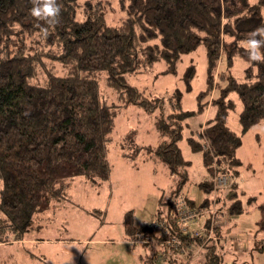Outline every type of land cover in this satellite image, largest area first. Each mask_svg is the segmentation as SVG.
I'll return each mask as SVG.
<instances>
[{
    "label": "trees",
    "instance_id": "1",
    "mask_svg": "<svg viewBox=\"0 0 264 264\" xmlns=\"http://www.w3.org/2000/svg\"><path fill=\"white\" fill-rule=\"evenodd\" d=\"M43 2L0 0V247L9 235L11 242L23 241L34 216L65 200L72 179L96 182L109 178L107 145L121 107L141 105L148 113L158 111L154 121L160 139L157 146H138L133 140L135 132L130 131L120 147L129 160L144 153L162 161L177 178L173 197L186 198L181 190L191 165L178 145L183 130L187 120L205 111L208 103L211 115L202 142L192 134L187 144L191 152L201 153L204 165L212 166L217 158L224 170L236 175L242 136L264 122V58L251 59L247 44L253 33L255 39H264L260 32L264 0L253 4L249 0H124L126 17L116 26L105 23L106 7L101 1L55 0L60 12L53 23L32 14L33 7ZM34 39L35 47L31 45ZM200 45L205 48L206 82L197 95L196 111L183 110L181 94L176 91L165 114L163 98H146L123 84L124 75L151 68L160 60L167 64L166 73H174L181 57ZM260 52L264 57V45ZM237 59L246 65L240 78L231 72ZM44 61L57 64L63 73ZM194 76L195 67L190 65L184 73L187 90ZM102 77L118 99H123L121 105L103 99ZM231 94L241 105L239 134L228 126L236 108ZM200 187L211 192L208 182H201ZM227 197L229 218L244 213L236 193ZM185 200L192 206V201ZM166 204L167 213H157V221H163L166 229L137 228L133 211H127L122 218L125 234L147 232L156 237L155 243H163L165 235L177 237L178 248L163 245L180 254L178 264H220L214 242L203 243V239L199 243L203 226L189 225L182 232L173 216V202ZM215 231L218 235L220 230ZM137 245L144 244H133Z\"/></svg>",
    "mask_w": 264,
    "mask_h": 264
},
{
    "label": "rangeland",
    "instance_id": "2",
    "mask_svg": "<svg viewBox=\"0 0 264 264\" xmlns=\"http://www.w3.org/2000/svg\"><path fill=\"white\" fill-rule=\"evenodd\" d=\"M86 1L104 3V20L109 26L118 25L126 17L124 9L127 2L124 0H79L80 4ZM256 1L249 0V3ZM78 20L81 21L82 17L78 16ZM36 39L31 42L33 47L37 46L34 44ZM44 62L54 67L58 74L63 73L57 64ZM190 65L195 67V76L190 82V90H187L184 73ZM245 68L242 60L237 59L233 62L231 72L235 78H240ZM166 69L167 64L163 60L157 61L151 68L124 75L123 84L136 88L146 98H163L166 102L165 114L170 111L169 99L176 91L181 94L182 109L196 111L197 95L205 88L206 82L204 46L200 45L195 51L183 55L174 73H166ZM40 79L43 80L42 77ZM99 84L107 104H122L123 99L119 100L118 93L107 87L104 77L99 79ZM229 98L235 101L236 108L229 115L228 126L239 134L238 114L241 105L235 94H231ZM157 114L158 111L148 113L141 105L121 107L115 116L111 141L107 145L109 157L120 150L121 139L130 131L135 132L133 140L138 146H157L160 142L154 128ZM210 115L211 106L208 103L205 111L195 113L187 120L183 139L178 144L183 158L191 162L187 182L181 190L184 197L193 201L192 206L186 201L187 206L198 213L197 219L190 223L197 224L206 218L202 230L205 233L209 225H214L211 224V218L203 212H212L218 208L224 215V223L215 229H227V233L223 239L219 231L217 235L213 229L209 242H214L220 259L224 248L223 264H264V122L252 127L242 136V144L236 152L240 164L235 168L236 175L233 177L231 171L224 170L219 160L215 169L214 166L204 165L201 153L191 152L187 144V136L193 134L197 140L196 133L200 127L205 126ZM154 158L141 153L135 161L129 162L133 164L131 167L123 168L124 175L113 182L111 188L107 187V181L92 182L85 177L72 179L65 200H61L59 205L56 203L51 206L49 211L34 216L31 229L25 237L37 241L28 242L24 238L22 242H11L13 239L9 235L6 238L8 242L0 247L1 264H169L170 262L160 259L162 249L160 244H155V236L150 237V233L136 231L133 236L128 237L120 221L124 212L133 210L134 226L137 228L152 227L156 222L166 225L163 221H157L156 215L158 211H161L162 216L167 213V202L172 201L173 208L176 206L178 195L173 197V193L177 178L169 174L162 161ZM219 176H223L226 182L216 185L214 178ZM201 182H208L211 192H205L200 187ZM233 182L234 186H230ZM230 192L237 194L236 198L245 210L232 218L230 223H226L228 214L225 207L229 205L227 196ZM251 198L253 202L249 201ZM204 200L208 201L204 206L200 205ZM158 201L161 202L159 206ZM194 236L197 234L194 233ZM169 238L172 240V237L164 236L166 241ZM178 239H173L176 240L173 248L180 246ZM203 239L204 237H200L199 243ZM222 240H225L224 243ZM131 241L144 245L132 246ZM254 244L258 250H255ZM146 245L150 247H144ZM194 256L192 255V259Z\"/></svg>",
    "mask_w": 264,
    "mask_h": 264
},
{
    "label": "built area",
    "instance_id": "3",
    "mask_svg": "<svg viewBox=\"0 0 264 264\" xmlns=\"http://www.w3.org/2000/svg\"><path fill=\"white\" fill-rule=\"evenodd\" d=\"M203 133H204V127L202 126V127H200V130L196 133L197 140L200 142H202ZM204 149L209 150L207 147V144L204 145ZM217 162H218V159L213 158V165L212 166H214V169L216 167H218V166H216ZM223 178H224L223 176L215 177L214 182L216 183V185H218V184L221 185L222 183H225L226 179H223ZM175 205L176 206L173 208V216L176 219L178 226H180L181 231L186 232L187 226H189L191 224L190 222L192 220L197 219L198 213H196L193 209H190V207L187 206L186 200L182 196H179L176 199ZM203 213H206V215H208V217L211 218V224L214 225L213 227H212V225H209V227H207V229L205 230V233H203V236H204V242L203 243H206L207 241H209L210 235L212 234L213 229H215L216 226H217V228L220 225L222 226V224L224 223V221L222 222V220H223L222 217L224 215L220 212V210L218 208L213 209L212 212L211 211H205ZM218 214H221V215H218ZM150 228L152 229V231L154 230L155 232H161L162 228L166 229L163 224H160V222H156V224ZM195 233H197V232H195ZM173 239L174 238H172V240H170V238H169L168 241L165 240L164 241L166 244L165 246L168 247L170 245H173V243L176 241ZM130 244L133 245L134 244L133 241H131Z\"/></svg>",
    "mask_w": 264,
    "mask_h": 264
},
{
    "label": "crops",
    "instance_id": "4",
    "mask_svg": "<svg viewBox=\"0 0 264 264\" xmlns=\"http://www.w3.org/2000/svg\"><path fill=\"white\" fill-rule=\"evenodd\" d=\"M150 146V145H149ZM107 159H108V162H109V166H110V175H109V178L106 180L108 182L107 184V187L108 188H111L112 187V183L113 182H116L118 181L123 175V168L126 167V166H129L131 167L133 164H129L130 161L132 160H129L127 158H125L123 156V151L122 149L120 148L119 151H117V153H115L113 156L109 157V155L107 154ZM135 161V160H133ZM155 161H153L154 163ZM191 201V200H190ZM193 202V201H192ZM158 206L160 205V201L157 202ZM229 204V203H228ZM54 205V204H53ZM52 205V206H53ZM59 205V203H58ZM201 205V204H200ZM226 209V208H225ZM84 210V209H83ZM85 211V210H84ZM128 211H133V210H128ZM227 211V210H226ZM86 212V211H85ZM127 212V211H126ZM87 213V212H86ZM97 213H100V211H97ZM125 213V212H124ZM123 214V213H122ZM121 214V215H122ZM103 215H105V213H103ZM157 216V215H156ZM123 218V216H122ZM234 219L235 217H231L229 218L228 217V220L226 221V223H230L231 222V219ZM121 223H122V219L120 220ZM205 222H206V218H203L202 220H200L197 224H191V228H198V227H202L205 225ZM225 223V224H226ZM223 226V224H222ZM122 227H123V224H122ZM123 231H124V228H123ZM222 233H224V235H222ZM227 233V229H222L221 231H219V234L220 236H223V239H224V236L225 234ZM26 238V237H25ZM221 238V237H220ZM264 239V238H263ZM25 241H28V242H36L37 240H32L31 238L28 239L26 238ZM24 241V242H25ZM225 240H222V242L224 243ZM19 242H22V241H19ZM46 242V241H45ZM51 242V241H49ZM60 242V241H59ZM221 242V240H220ZM61 243V242H60ZM155 244H160V247H161V258L160 259H163L164 262L168 263L170 262L169 264H178V260L181 258L180 257V254H178L177 252H175L173 249H170V248H166L163 243H155ZM255 245V250H258L257 249V245ZM133 246V245H132ZM224 246V245H223ZM223 249L222 248V257H221V263L220 264H223L224 263V252H223ZM183 261V260H182ZM142 263V261H141Z\"/></svg>",
    "mask_w": 264,
    "mask_h": 264
},
{
    "label": "clouds",
    "instance_id": "5",
    "mask_svg": "<svg viewBox=\"0 0 264 264\" xmlns=\"http://www.w3.org/2000/svg\"><path fill=\"white\" fill-rule=\"evenodd\" d=\"M31 11L33 15L41 19H47L48 23H53L55 18L59 15L60 9L55 0H44L42 4H36ZM260 32L264 33V29L260 30ZM255 36L256 33H253V38L249 39L247 42L248 54L251 59L260 60L264 58L260 52L261 45H264V39H255Z\"/></svg>",
    "mask_w": 264,
    "mask_h": 264
}]
</instances>
